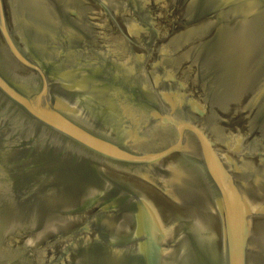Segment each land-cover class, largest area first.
I'll use <instances>...</instances> for the list:
<instances>
[{
  "label": "water",
  "instance_id": "1",
  "mask_svg": "<svg viewBox=\"0 0 264 264\" xmlns=\"http://www.w3.org/2000/svg\"><path fill=\"white\" fill-rule=\"evenodd\" d=\"M0 264H264V0H0Z\"/></svg>",
  "mask_w": 264,
  "mask_h": 264
}]
</instances>
